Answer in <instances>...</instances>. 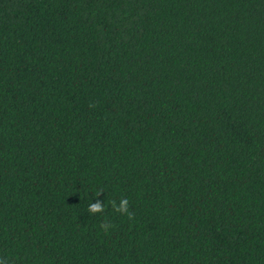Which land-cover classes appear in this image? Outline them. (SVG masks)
I'll use <instances>...</instances> for the list:
<instances>
[{"label": "trees", "instance_id": "obj_1", "mask_svg": "<svg viewBox=\"0 0 264 264\" xmlns=\"http://www.w3.org/2000/svg\"><path fill=\"white\" fill-rule=\"evenodd\" d=\"M0 257L264 264V0H0Z\"/></svg>", "mask_w": 264, "mask_h": 264}, {"label": "clouds", "instance_id": "obj_2", "mask_svg": "<svg viewBox=\"0 0 264 264\" xmlns=\"http://www.w3.org/2000/svg\"><path fill=\"white\" fill-rule=\"evenodd\" d=\"M103 193L101 189H98L95 197H97L96 202H91L87 208V212L90 214L103 213L105 211V203L100 201L98 197ZM111 208L121 215H126L129 220H133L135 218V213L130 210V202L126 197H122L119 202L115 199L110 201ZM99 227L107 233L109 229L114 228L115 226L108 220H104L101 222ZM0 264H8V260L4 257H0Z\"/></svg>", "mask_w": 264, "mask_h": 264}]
</instances>
